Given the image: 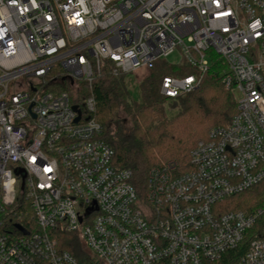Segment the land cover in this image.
<instances>
[{"label": "built area", "instance_id": "built-area-1", "mask_svg": "<svg viewBox=\"0 0 264 264\" xmlns=\"http://www.w3.org/2000/svg\"><path fill=\"white\" fill-rule=\"evenodd\" d=\"M176 49L196 74L164 77L163 97L197 90L213 51L240 98L188 171L152 167L140 196L82 84L104 71L138 84ZM258 185L264 200V0H0V264H213L243 243L236 264H264V202L224 211Z\"/></svg>", "mask_w": 264, "mask_h": 264}, {"label": "trees", "instance_id": "trees-1", "mask_svg": "<svg viewBox=\"0 0 264 264\" xmlns=\"http://www.w3.org/2000/svg\"><path fill=\"white\" fill-rule=\"evenodd\" d=\"M207 54L210 65L199 88L175 99L163 97L160 85L164 77L196 74L185 61L179 65L157 63L137 84L139 101L131 99L128 81L122 74L114 76L104 71L94 78L90 89L82 84L84 94L95 99L93 117L101 126L100 139L114 152L112 165L131 171L130 183L140 196L146 191L147 175L152 167L174 160L181 172L188 171L191 151L197 142L206 139L211 129L226 125L236 113L234 93L221 83L226 64L211 51ZM169 101H172L169 110L177 111L170 118L165 107ZM262 191L258 185L227 199L224 211L252 212L264 202ZM263 226L259 220L255 231ZM60 236L59 249L82 261L84 250L78 237L68 233ZM246 250L247 244L243 243L213 264H236Z\"/></svg>", "mask_w": 264, "mask_h": 264}, {"label": "rangeland", "instance_id": "rangeland-1", "mask_svg": "<svg viewBox=\"0 0 264 264\" xmlns=\"http://www.w3.org/2000/svg\"><path fill=\"white\" fill-rule=\"evenodd\" d=\"M211 53H213V51H211ZM209 58H210V54H207V61H208L209 65H210V59ZM184 61L185 60L183 59V56H182L180 50L176 49L175 52H173L167 58L159 59L156 62V64L157 63H167L168 65H179V64H181ZM126 80L128 81V84H129V92H130L131 99L133 101H139L140 92H139V89H138L137 82L135 81V79L131 75H127L126 76ZM234 96H235L236 100H238L240 98V95H239L238 92H234ZM171 103H172V101H169L168 103L165 102V107L168 109L167 116L169 118L174 116L177 113L176 110H172V111L169 110V105ZM120 117H122V115H120Z\"/></svg>", "mask_w": 264, "mask_h": 264}, {"label": "water", "instance_id": "water-1", "mask_svg": "<svg viewBox=\"0 0 264 264\" xmlns=\"http://www.w3.org/2000/svg\"><path fill=\"white\" fill-rule=\"evenodd\" d=\"M73 109L77 111V109H76L75 107H74ZM77 113H78V117H77V119L75 120L76 122L79 120V115H80V112H79V111H77ZM19 173H21V172L18 171L17 174H19ZM17 228L21 230V228H20L19 226H17ZM22 231H23V230H22ZM23 233L26 234V232H23Z\"/></svg>", "mask_w": 264, "mask_h": 264}]
</instances>
